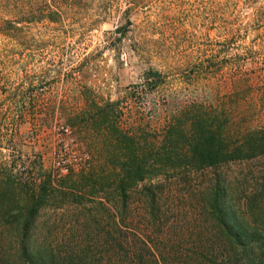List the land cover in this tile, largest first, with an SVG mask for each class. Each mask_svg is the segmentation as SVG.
<instances>
[{"label": "rangeland", "instance_id": "rangeland-1", "mask_svg": "<svg viewBox=\"0 0 264 264\" xmlns=\"http://www.w3.org/2000/svg\"><path fill=\"white\" fill-rule=\"evenodd\" d=\"M93 103L105 110V131L89 125ZM194 110L227 118L233 139L264 129V0H0V175L33 188L44 173L105 175L113 170V148L104 141L116 144L110 130L153 145L173 118L185 120ZM72 151L87 154L85 168L72 167ZM63 161L66 170L57 165ZM221 170L234 207L250 213L247 199L264 181V156ZM210 171L159 178L167 213L151 235L157 252L168 235H212L199 210ZM106 190L109 198L102 192L42 208L30 233L33 247L57 258L84 251L98 259L105 242L115 243L111 224L120 220V203ZM127 203L132 210L121 225L150 237L140 196ZM177 205L183 217L169 210ZM258 205L263 216L264 200ZM17 235L0 218L1 264L16 261Z\"/></svg>", "mask_w": 264, "mask_h": 264}, {"label": "trees", "instance_id": "trees-1", "mask_svg": "<svg viewBox=\"0 0 264 264\" xmlns=\"http://www.w3.org/2000/svg\"><path fill=\"white\" fill-rule=\"evenodd\" d=\"M93 107L97 111L90 118L92 121L89 125L98 132L105 131V110L96 103H93ZM70 120L71 126L78 124L75 118L72 123ZM226 122L227 118L219 114L210 116L194 110L185 120L180 116L173 118L161 133L157 144L153 145H147L145 139L135 140L114 128L110 130V135L119 146H113L108 139L104 141L106 149L113 148L107 159L113 170L105 175L103 170L97 172L93 169L76 174L75 179H71L69 173L65 177L44 173L39 174L36 188L27 181L22 184L9 175H0V218H5V223L15 225L19 239L16 261L12 263L264 264V215L260 216L256 210L261 209L258 203L264 200V181L260 189L248 197L247 211L250 213H246L234 207L236 204L230 194L231 187L222 179L221 173V167L230 162L264 156V129L245 131L233 139L226 130ZM89 125L84 123V127ZM116 149L122 152L116 153ZM206 170H211L213 176L201 197L199 210L208 220V231L212 235L197 236L196 239L183 232H179L175 238L168 235L166 243H162V250L157 252L151 235H154L155 230L160 231L163 224L161 219L167 213L162 208L167 191L159 178ZM145 181L149 183L143 184ZM138 185L140 189L136 193L134 189ZM108 188H112L115 202L120 203V206L116 204L114 207L121 221L132 210L128 200L134 194L140 196V204L144 206L142 221L151 232L150 237L145 235L146 231L140 235L139 231L136 234L128 233L121 221L114 218L111 228L118 237L114 239L115 243L105 242L109 246L106 248L105 245L106 249L102 253L100 251V257L95 261L90 260L84 251L57 258L39 245L33 247L30 233L42 208L53 206L58 201L80 204L84 199L90 200L102 192L109 198ZM59 196H62L61 199H58ZM170 209L175 211L177 217L184 216L182 206Z\"/></svg>", "mask_w": 264, "mask_h": 264}, {"label": "built area", "instance_id": "built-area-1", "mask_svg": "<svg viewBox=\"0 0 264 264\" xmlns=\"http://www.w3.org/2000/svg\"><path fill=\"white\" fill-rule=\"evenodd\" d=\"M88 156L86 153L78 154L76 151H72V167H86L88 162ZM58 167L66 170L67 163L63 161L62 163H57Z\"/></svg>", "mask_w": 264, "mask_h": 264}]
</instances>
